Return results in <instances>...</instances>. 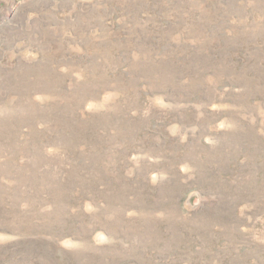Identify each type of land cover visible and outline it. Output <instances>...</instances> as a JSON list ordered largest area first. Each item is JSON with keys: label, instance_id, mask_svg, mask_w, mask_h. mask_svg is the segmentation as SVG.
<instances>
[{"label": "rangeland", "instance_id": "rangeland-1", "mask_svg": "<svg viewBox=\"0 0 264 264\" xmlns=\"http://www.w3.org/2000/svg\"><path fill=\"white\" fill-rule=\"evenodd\" d=\"M0 264H264V0H0Z\"/></svg>", "mask_w": 264, "mask_h": 264}]
</instances>
